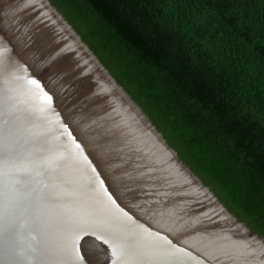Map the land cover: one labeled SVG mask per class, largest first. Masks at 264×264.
Returning a JSON list of instances; mask_svg holds the SVG:
<instances>
[{"label":"water","instance_id":"95a60500","mask_svg":"<svg viewBox=\"0 0 264 264\" xmlns=\"http://www.w3.org/2000/svg\"><path fill=\"white\" fill-rule=\"evenodd\" d=\"M0 264H264L49 0H0Z\"/></svg>","mask_w":264,"mask_h":264},{"label":"trees","instance_id":"16d2710c","mask_svg":"<svg viewBox=\"0 0 264 264\" xmlns=\"http://www.w3.org/2000/svg\"><path fill=\"white\" fill-rule=\"evenodd\" d=\"M218 200L264 238V0H49Z\"/></svg>","mask_w":264,"mask_h":264}]
</instances>
